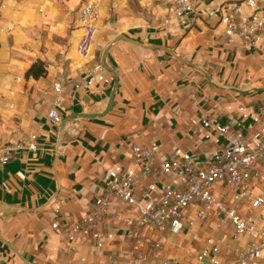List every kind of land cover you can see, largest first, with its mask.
<instances>
[{
	"label": "crops",
	"instance_id": "0c3cea01",
	"mask_svg": "<svg viewBox=\"0 0 264 264\" xmlns=\"http://www.w3.org/2000/svg\"><path fill=\"white\" fill-rule=\"evenodd\" d=\"M92 1L101 10L98 26L104 17L114 23L117 16H126L115 28L109 26L111 41L125 34L146 45H163L201 71L163 51L120 41L107 58L119 78L110 112L74 118L61 131L46 118L55 83H63L62 120L102 113L114 85L109 71L94 72L100 65L97 51L88 58L77 52L82 34L78 13L84 0H0V206L19 208L0 215V235L30 264H123L130 242L118 220L103 222L100 229L115 232V239L102 249L82 241L72 253L67 234L94 209L112 181L140 175L134 146L155 142L160 147L155 171L134 187L137 199L148 204L160 198L166 183L176 180L174 173L163 172L162 161L177 167L192 158L204 164L224 150L236 132L243 133L249 146L264 143V92L253 91L264 89V33L247 47L227 30L232 6L250 12L245 0H199L194 12L166 25L160 20L150 24L166 11L152 0ZM131 1L143 10L131 8ZM45 13L51 22L48 31L42 27ZM37 62L47 75L28 78L27 71ZM83 80L85 91L72 99L74 86ZM39 127L45 134L37 152L16 147ZM115 209L132 212L123 204ZM181 237L172 233L165 239L168 264H208L196 258L204 241L194 249L187 235ZM232 255L223 248L221 259L228 262ZM0 264L24 263L0 241ZM141 264L161 262L148 256Z\"/></svg>",
	"mask_w": 264,
	"mask_h": 264
},
{
	"label": "built area",
	"instance_id": "2783aa9c",
	"mask_svg": "<svg viewBox=\"0 0 264 264\" xmlns=\"http://www.w3.org/2000/svg\"><path fill=\"white\" fill-rule=\"evenodd\" d=\"M198 3L199 0H174L160 25L194 12ZM245 4L249 13H243L240 6L229 9L227 30L244 46L251 47L257 36L264 33V0H245ZM215 14L216 11L210 13ZM100 16L96 1L86 2L79 10L82 34L76 49L82 58L92 55ZM233 41L231 36L229 42ZM102 69L99 65L94 72ZM85 89L86 80L76 83L72 99ZM63 94V83H55L54 100L46 115L54 126L62 121ZM221 132L225 133L226 127ZM44 134V129L39 127L16 147L35 153ZM159 150L155 142L132 148L133 157L141 168L140 175L123 176L108 185L94 209L69 229V251L76 252L82 241L98 249L104 248L115 239V232L105 233L100 228L105 219L114 218L121 223L123 235L130 242L122 254L123 264H141L148 256L168 264L163 256L167 228L176 234L214 223L218 230L230 232L221 238L208 237L197 254L199 263L264 264V143L249 146L243 133L236 132L226 148L212 154L204 164L192 158L177 167L170 161H162L163 172L174 173L176 180L163 186L158 200L145 204L135 196L134 187L140 178L155 171ZM116 204H123L132 212L116 211ZM223 248L233 253L228 262L221 259Z\"/></svg>",
	"mask_w": 264,
	"mask_h": 264
},
{
	"label": "rangeland",
	"instance_id": "374dc122",
	"mask_svg": "<svg viewBox=\"0 0 264 264\" xmlns=\"http://www.w3.org/2000/svg\"><path fill=\"white\" fill-rule=\"evenodd\" d=\"M173 1L174 0H152V3H154L155 5L156 4H162V7L164 9H166V11L163 12V14H161L162 16H160L159 19L156 18V17L154 19L152 17L153 21L150 24H153L156 20H157L156 22L158 24H159V20H160V23H161L162 19L164 18L163 16H166L171 11L172 5H173ZM86 2H89V1L88 0H84V3H86ZM130 6H131V8H134V9H137V10H138V8H140L137 5V3L135 5L133 3V1L130 2ZM141 9L143 10L142 7L139 10H141ZM146 9L147 8H145V10ZM33 10H34V8H33ZM35 10L37 11L38 8L35 7ZM50 11L51 10H49V9L46 10L47 14L50 13ZM108 11L112 12L111 10H108ZM113 12H114V10H113ZM40 14H41V12H38V11L36 12V15L38 17H39ZM47 14L46 13L44 14L45 15L44 18L47 17ZM125 17L122 16V15L117 16V19H116V21L114 23L113 22L112 23L111 22L108 23L109 18H106V17H104V19L102 18V22L100 23L101 25L98 26L97 38H96L95 46H94V49H93V51L95 50V51L98 52V56L99 57L101 56V54H102L103 50L105 49V47L107 46V44H109V42L111 41L112 28H115V26H118L119 24L123 23V20L125 19ZM39 19H41V15H40ZM48 20H49L48 18H45L43 20L44 21L43 25H42L43 31H48L47 29H49V27H50V23L51 22H48ZM109 26L112 27V28H110ZM229 232H230V230H228V231L225 230V229L218 230L216 228L215 224L211 223L207 227H198V228L192 229V230L187 229V231L180 233V235H182V237H181L182 239L187 235V237H186L187 240L193 241L192 245H193L194 249H196V245H197L198 241H200V240L202 241L203 240L205 242L206 239L208 237H210V236H214L216 238H221L225 234L228 235ZM171 234L172 233H171L170 229L167 228L166 232L164 233V238L165 239L170 238ZM176 234L178 236L179 233H176ZM200 249H197V250H200Z\"/></svg>",
	"mask_w": 264,
	"mask_h": 264
},
{
	"label": "water",
	"instance_id": "95a60500",
	"mask_svg": "<svg viewBox=\"0 0 264 264\" xmlns=\"http://www.w3.org/2000/svg\"><path fill=\"white\" fill-rule=\"evenodd\" d=\"M120 41L130 43L132 45H135V46L140 47V48L145 49V50L163 51V52L168 53L171 56H173L179 62H181V63H183V64H185L187 66H191V67L201 71V68L193 65V63L191 61H185L183 58H181L179 55H177L173 49H171L169 47H166V46H163V45H146V44H143L141 42H138V41L128 37L125 34L118 35L115 38H113L112 41H110V43L105 47V49L103 50V52L101 54V58H100V65L103 67V69L109 71L114 76L113 89H112L111 94L109 96V100H108V103H107V106H106L105 110L102 113H100V114H74L72 116L66 117L60 123V130L61 131H64V129L67 127L68 123L74 118H94V117H98V116H104V115H106V114H108L110 112V110L112 108V105H113V102H114V98H115V94H116V89H117V86H118V79L119 78H118L117 72L115 70H113L108 65L107 58H108V55H109L110 51L112 50L113 46L116 43L120 42ZM163 59H164V57H163ZM160 60H162V59H160ZM206 76L210 79L208 74ZM212 84L217 86V87H219L218 85H216L213 82H212ZM231 90H233L235 92H238V93H242V94H247L248 93L246 91H241V90L234 89V88L231 89ZM253 91L264 92V89L256 88V89H253ZM18 210H19V208H16V207L0 206V215L1 214H11V213H14V212H16ZM0 241L3 242L5 245H7L22 260V262L24 264H30L28 261H26L22 257V255L18 252V250L16 248L12 244H10L7 240H5L1 235H0Z\"/></svg>",
	"mask_w": 264,
	"mask_h": 264
},
{
	"label": "trees",
	"instance_id": "16d2710c",
	"mask_svg": "<svg viewBox=\"0 0 264 264\" xmlns=\"http://www.w3.org/2000/svg\"><path fill=\"white\" fill-rule=\"evenodd\" d=\"M42 63L41 62H37L35 63L26 73L28 78H34V79H38L40 77H45L47 75V70L46 69H42L40 67Z\"/></svg>",
	"mask_w": 264,
	"mask_h": 264
}]
</instances>
